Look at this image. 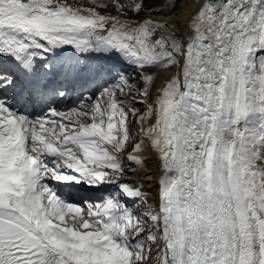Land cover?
<instances>
[{
  "label": "snow or ice",
  "instance_id": "6c2138e0",
  "mask_svg": "<svg viewBox=\"0 0 264 264\" xmlns=\"http://www.w3.org/2000/svg\"><path fill=\"white\" fill-rule=\"evenodd\" d=\"M0 264H264V0H0Z\"/></svg>",
  "mask_w": 264,
  "mask_h": 264
},
{
  "label": "bare ground",
  "instance_id": "6f19581e",
  "mask_svg": "<svg viewBox=\"0 0 264 264\" xmlns=\"http://www.w3.org/2000/svg\"><path fill=\"white\" fill-rule=\"evenodd\" d=\"M149 167H152L153 169H155V163L154 161L152 163L149 164ZM142 175V173H141ZM146 185L151 184V187H146V190L153 193V195L155 196L156 191H157V185L155 183V181H143Z\"/></svg>",
  "mask_w": 264,
  "mask_h": 264
}]
</instances>
